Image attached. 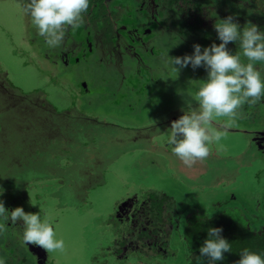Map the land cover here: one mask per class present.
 I'll list each match as a JSON object with an SVG mask.
<instances>
[{
	"label": "rangeland",
	"instance_id": "obj_1",
	"mask_svg": "<svg viewBox=\"0 0 264 264\" xmlns=\"http://www.w3.org/2000/svg\"><path fill=\"white\" fill-rule=\"evenodd\" d=\"M117 1L137 10L136 0ZM208 1L210 18L207 23L231 15L243 25L247 17H252L251 22L264 29V20H259L264 10V0ZM113 4L110 1V7ZM116 7L114 5L117 12L125 11L121 5ZM25 9L26 0H0V74H3L4 80L26 94L41 91L45 99L58 110L74 106L85 117H94L103 122L98 123L100 130L109 128L115 131L108 134L103 132L102 136L95 131L96 139L99 138L106 147V156L92 162L90 172L85 168L80 171V165L75 163H65L66 173L72 176L70 182L66 184L64 180L50 178L47 181L38 180L31 186L26 185L27 193L23 198L17 195L23 186L17 177L29 175L28 182L32 183L34 180L31 182L30 178L33 174L43 177L48 175L44 169L46 167L38 162L32 163L30 159L27 169L7 171L10 157L8 148H4L6 154L0 157V187L4 190L0 200L6 207L21 206L26 212L39 211L40 207L51 216L57 238L64 241L62 251L49 252L53 264H144L145 261L150 264H180L182 254L179 250L186 215L209 214L215 208L230 203L236 208L245 206L252 215L256 212L264 215V163L256 157L253 146H249L248 135L233 128L264 126V103L259 104L257 101L243 104L235 123L231 125L225 124L226 117L214 119L211 126L223 132L222 138L209 145L210 152L205 159H198L191 166H186L171 152V146L166 142L169 126L155 134L152 143H149L151 139H146L158 128L162 117L170 112H181L184 104L181 91L193 93L199 79L206 74L203 67L193 69L190 66L180 68L176 74L167 63L169 58L164 55L166 50L169 56H183L192 52L193 43L199 42L183 40L165 28L168 15L159 0H140V13H135V19L132 15L127 16L130 18L125 25L127 31L131 30L134 22H144L142 39L151 36L146 43L147 50L138 47L130 55L127 41L117 37L118 44L109 53L106 47L101 49L95 41L93 46L100 57L109 60L104 65L93 63L91 73L86 67L71 65V57H67V63L60 61L63 65L61 69L49 66H46L49 69H39L27 61V54L33 55V49L39 47L38 43L42 49H58L61 58L65 57L67 47H78V42L80 46L89 45L86 28L90 25L95 27L96 23L90 22L87 14L83 18L82 30L76 32L71 28L66 29L60 45L53 48L45 43L44 37L38 35L30 16L27 13L24 15ZM109 33L107 29L103 32L104 41L111 37ZM30 38L34 43L30 42ZM63 44L65 49L62 51ZM230 48V51L235 52L239 50V45ZM151 49L153 57L149 53ZM83 58L84 54L80 56V59ZM48 60L45 58L42 61L44 66L49 64ZM129 64H134L132 69H129ZM256 66L264 73V65L258 63ZM120 69L124 70L123 74H120ZM147 75L151 76L150 81H144L148 79ZM130 77L132 80L136 78L138 82L133 83ZM82 79H88L92 88L90 93H81L78 81ZM72 84L78 89L72 91L69 88ZM71 110L75 111L74 108ZM30 115L25 114V117L30 118ZM221 120H224L225 125L220 123ZM16 139V133L11 132L7 141L10 144L11 140ZM74 150L76 155L82 153L79 144L74 146ZM84 190L87 196L81 195ZM148 190L165 192L173 200L167 199H170L168 203L171 208L166 209L167 214L174 212L173 215L178 217L173 224H176L174 228L180 226V235L178 230H174L169 243L162 248L165 254H173V257L154 258V255H163L164 252H156L147 244L130 245L124 251L126 256L117 257L109 251L119 234L127 229L131 211ZM218 202L225 203L216 205ZM173 207H176L175 210ZM133 229L137 231L138 227L134 226ZM3 231H0V256L9 260V264H30L29 259L23 258L28 248L22 243L10 246L17 247V250L7 248V235ZM29 246L31 251L41 256L43 248L34 244Z\"/></svg>",
	"mask_w": 264,
	"mask_h": 264
},
{
	"label": "trees",
	"instance_id": "obj_2",
	"mask_svg": "<svg viewBox=\"0 0 264 264\" xmlns=\"http://www.w3.org/2000/svg\"><path fill=\"white\" fill-rule=\"evenodd\" d=\"M159 1L165 7V12L168 15L165 20L168 21L167 27H165L168 31L174 32L175 35H179L178 37L183 40L189 39L188 41L191 42L196 40L204 46L210 45L213 42L219 43L213 27V20L207 23L208 18H210L207 12L208 0ZM107 3H110V0H90L88 12L91 13L90 18L92 21H96L99 16L107 20L105 17H108ZM131 9L132 8H127L129 11ZM251 18L252 17H247V22H251ZM259 20H264V10L261 12ZM232 45L236 46V44L232 42L227 45L229 50ZM25 114L32 115H30V118H26ZM82 116V113L71 109L58 110L56 106L45 99L44 95L39 90L26 94L21 92L18 88L9 85V83L2 78V81H0V137L7 136L6 134L15 131H27V140L19 147L20 150L22 149L23 154H20L21 156H19L15 162L8 164L7 171L11 172L13 169L14 171H17V169L25 170L29 166L30 159H32V163L38 162L45 166L46 168L44 169L47 170L48 174L44 177L42 175L37 176L33 174L30 178V181L32 179L34 180L33 182L31 181L32 183L28 182L29 175L26 177H24L23 174L19 175L17 179L23 184L21 192L17 194L20 198L26 196V185L31 186V184L41 179L47 181V178L64 180L67 184L72 177L69 175L70 173H66L67 170L65 168L67 165H73L75 163L76 165H80V171L82 168H85L90 172V166L93 165L92 162L106 156V147L104 144L100 143L98 137V139H96L94 133L96 131L102 136L103 132H107L108 134V132L113 133L115 131L109 128L106 131L100 130L98 128V123L102 124L103 122H99L96 118L97 122H95L94 120H88V117L84 118ZM78 118L82 119L80 120ZM81 122L90 123V128L84 127ZM41 125L48 126L47 130L52 138L48 139L45 135L40 133L39 127ZM31 126L33 129H36V132L28 130V127L31 128ZM60 126L70 129L66 137L60 136ZM156 132H158V128ZM154 135L151 133L146 136L147 140L151 139L149 143L153 142L152 139ZM108 140L111 141V139ZM67 141H70L69 147L64 146ZM78 144L82 153L76 155L74 146ZM87 175L86 173V176ZM86 193L87 191L84 190L81 195L87 196ZM168 198L173 201L171 196L167 195L165 192L148 190L138 202V204L140 203L141 207L144 208V212L147 214L150 221L148 222L147 228H140L138 231H134L133 237L135 239H144V243L146 244L151 243L152 249L158 252H163L162 248L169 243L171 234L174 230H178V234L180 235V226L174 228L176 224H173V221L178 219L177 216L169 217L172 219L170 223L165 221L159 226L155 223V220H162V212H167V207L168 209L171 208L169 207L171 204L168 203L170 200H167ZM85 199L86 198H84V200ZM223 203L225 202H221V204ZM215 204L221 205L219 202ZM251 213L252 212L246 209L245 206L236 208L233 203H230L220 208H215V210L209 214L193 215L192 213L186 215L183 221L182 241L179 250L182 254L180 264H206V258L200 256L198 249L203 239L206 237L207 228L209 226L221 227V235L231 244L232 251L226 252L224 254L225 259L223 261H217V264H234V261L239 258V251L245 247L253 251L264 253V215L259 212H256L254 215ZM170 224L172 225V229L169 228ZM131 229L132 228L127 227L123 232H119V238L116 239L115 245L113 244V248H111L113 251L116 250L120 252V244L124 242L126 236L132 237ZM156 233L160 234V238H156V241L164 242V244H160L157 247L155 246V241H153ZM163 235L167 237L165 241H163ZM165 253L166 252H164L163 255H154V258L156 256L173 257V254L167 255ZM174 257H176L175 254ZM144 264L150 263L145 261Z\"/></svg>",
	"mask_w": 264,
	"mask_h": 264
},
{
	"label": "clouds",
	"instance_id": "obj_3",
	"mask_svg": "<svg viewBox=\"0 0 264 264\" xmlns=\"http://www.w3.org/2000/svg\"><path fill=\"white\" fill-rule=\"evenodd\" d=\"M89 2L26 0L25 10L38 35L54 48L62 42L66 29L83 23ZM213 27L219 43L203 47L193 43L192 52L183 56H169L167 50L164 53L176 74L180 68L188 66L203 67L206 73L193 93L181 91L182 114L172 120L168 128L166 142L186 166L205 159L210 152L209 145L221 140L223 132L211 126L214 119L226 117V125L234 124L243 104L264 98V73L256 66L264 65V29L250 21L241 25L231 15L217 18ZM230 42L238 44L239 50L230 51L227 47ZM3 191L0 187V194ZM39 209L35 212H26L21 206L9 209L0 200V231L9 223L19 225L18 236L25 245L34 244L47 252L62 251L64 241L57 238L51 216ZM221 232V227L207 228L198 249L200 256L206 258V264H217L225 259L226 252L232 251L230 242ZM0 264H6L3 256H0ZM234 264H264V253L242 248Z\"/></svg>",
	"mask_w": 264,
	"mask_h": 264
},
{
	"label": "flooded vegetation",
	"instance_id": "obj_4",
	"mask_svg": "<svg viewBox=\"0 0 264 264\" xmlns=\"http://www.w3.org/2000/svg\"><path fill=\"white\" fill-rule=\"evenodd\" d=\"M110 1H113L114 4L113 6L109 5V3H107V11H108V15H110L107 20H104L103 17L99 16V18L96 20V21H93L96 23L95 27L93 26H89L87 27V32H89V36H88V43L89 45H86V44H81L80 46V42H78L79 45H77L78 47H67V49H65L64 45L61 46L63 47L62 49L60 50H64L65 49V57H60V53L58 51V49H54V50H49V49H42L40 48L41 45L38 43L39 47L38 48H34L33 49V55H28V59L27 61H30L32 62L35 66H37V68L39 69H49L50 68H56L58 67L59 69H61L60 67H63L62 64H60V61L61 63H67V57H71V65H74V66H81L83 68L86 67V69L88 70V73H91L93 71V66L92 65L93 63H100L102 65H104V63H106V61H108L107 59H105V57H100V54L99 52L94 48V44L96 43L95 41H97V43H99L101 49L106 47V51H108L109 53H111V50L114 49L116 47V45L118 44V40L116 41L117 37L119 38H122L124 40L127 41V44H129V49H130V55L134 53V49H137L138 47L141 48L142 50H147L146 48V43H148V41H150V37L148 35V37L146 39H142V34H143V31L141 30L142 27L144 28V22H134V24H132V28L131 30L127 31V28H126V23L128 24V19L130 18H127V16L129 15H132V17L135 19V13L138 12V14L140 13L139 11H141L139 9V5H140V0H136L137 1V7L135 10V7H133L130 11L127 10V5L124 4V2H118L117 0H110ZM138 1H139V4H138ZM114 5H117V7H119L120 5L123 7L122 9H124L125 11L123 13L121 12H117L115 11L114 9ZM116 7V8H117ZM24 15L27 13V11L25 10L24 12ZM87 19L89 18L90 19V22H92L91 20V13L87 11ZM27 16H28V13H27ZM130 17V16H129ZM134 19L131 18L132 21H134ZM149 21V20H148ZM150 22V21H149ZM26 25L28 24V21H26L25 23ZM143 24V25H142ZM81 25V26H80ZM79 27L77 28H71L73 31L76 30V32L78 31H81L82 30V27L83 25L80 24ZM29 28V27H27ZM109 30L110 31V35L111 37L107 40V41H104L103 40V32L105 30ZM127 32H129V34H127ZM108 34V35H109ZM109 35V36H110ZM95 38V39H94ZM98 39V40H96ZM30 42L34 43L32 38L29 39ZM36 41V40H35ZM113 41H116V42H113ZM37 42V41H36ZM105 44V45H104ZM37 45V44H36ZM133 46V47H131ZM150 51V52H149ZM148 52L150 53V55L152 56V52H153V49L149 50ZM79 53H82V54H79ZM84 54V58L83 59H80V56L82 55L83 56ZM153 57V56H152ZM47 58L49 59L48 62L49 64L46 63V65L44 66L43 64V60ZM66 60V61H64ZM84 64V65H83ZM46 66H49L46 68ZM117 66H119V64H117ZM134 66V64H129V69H132ZM149 68V64L147 65ZM151 69V68H150ZM47 71H50V73L52 72V70H47ZM123 69H120V74H123ZM1 73V72H0ZM78 74V72H77ZM90 78V76H88ZM148 79L147 80H144V81H150V75H147ZM130 79L132 80V77H130ZM133 83L135 82H138L136 78H133ZM140 82V81H139ZM132 83V84H133ZM78 84H79V89L81 91L82 94L84 93H90L92 91V88H91V85L88 84V79H82L80 82L78 81ZM74 85H76L78 87L77 84L74 83ZM134 85V84H133ZM76 86H69V88L73 91V90H76L78 88H76ZM137 87V86H136ZM129 89V88H128ZM129 91V90H128ZM137 91V90H136ZM80 94V92H79ZM128 96V95H127ZM260 103H264V98H262L261 100H259V104ZM74 108L75 111H77L76 107H70L69 109H72ZM241 120V119H240ZM235 131H243V133L245 134H248V130H251L253 128L248 127V128H242V127H233ZM259 129H263L264 130V126H260L258 127ZM233 130V129H232ZM250 137H253L254 138V141L252 143V146H253V150H255L256 152V157H259L260 160L264 163V134L260 135V134H257V136H248V141L250 139ZM17 200H15V203H16ZM9 209L10 206H8ZM176 207H173V209L175 210ZM174 212H171V213H168L166 211L162 212V220L159 221V220H155V223H157L156 225H161L163 222H172V219L169 218L171 216H174L173 215ZM132 215L131 217L128 218V223H127V227L128 228H132V237H129V236H126V238L124 239V242L120 244V252H117L116 250L115 251H109V252H112L115 256L117 257H121V256H126L124 254V251L125 249L130 246V245H134V246H137L140 245V244H146L144 243V239H135L133 237V233H134V229L133 227H138V230L140 228L142 229H145L147 228L148 226V222L150 221V219H148V216L147 214L144 212V208L141 207V204L139 203L137 205V207L133 208V210L131 211V214ZM154 221V219H153ZM19 224V221L17 222ZM8 225V230L6 231V229L3 231L5 232L4 234L7 235L6 236V241L5 243L8 244H4V246L6 245L7 248H11V249H15L17 250V247H10L16 243L20 244L22 243L20 237L18 236V233L20 231L19 229V226L17 225H12V224H7ZM156 226V227H158ZM170 229H172V225L170 224L169 226ZM137 230V231H138ZM150 231V230H149ZM10 233H11V237H10ZM164 236V235H163ZM10 238V239H9ZM156 238H160V234L159 233H156L155 236H154V240L155 241V246L157 247L158 245H162L164 244V242H160V241H156ZM165 241L167 239L166 236H164L163 238ZM27 250L26 253L23 255V258L25 259H29L30 260V264H53V262L51 261V258L49 256V252H47L46 250L43 249V252L41 254V256L39 255H36L34 253V251H31L32 249H30V246L29 245H25L24 243H22ZM149 244L148 247L149 248H152V246L150 245L151 243H147ZM9 246V247H8ZM154 246V248L157 250V248ZM158 252V251H156ZM164 252V250H163ZM105 258L104 262L106 263V255L103 256ZM6 264H9V260H6ZM112 264H118V262L116 263H112Z\"/></svg>",
	"mask_w": 264,
	"mask_h": 264
},
{
	"label": "bare ground",
	"instance_id": "obj_5",
	"mask_svg": "<svg viewBox=\"0 0 264 264\" xmlns=\"http://www.w3.org/2000/svg\"><path fill=\"white\" fill-rule=\"evenodd\" d=\"M78 122V121H77ZM83 123V125H84V127H87V128H90V126H89V124L90 123H85V122H81V124ZM29 124V123H28ZM66 127V126H65ZM29 129V131H34V132H36V129H33L32 128V126H31V128L33 129H31L30 127H28ZM47 128H48V126L47 125H45V126H43V125H41L40 127H39V129H40V133H42L43 135H45L46 136V138H48V139H50V138H52V136L51 135H49L50 133H49V131L47 130ZM70 129H68V128H63L62 126H60V131H59V134L61 133V135L60 136H62V137H66V135H67V133H68V131H69ZM14 133H16V140L15 141H10V144H9V142L7 141L8 139H9V137L11 136V133H9V134H6L7 136H1L0 137V157H2L3 158V155H5L4 154V148H8V151H9V157H10V159L8 160V164H12L13 162H15V160H17V158L19 157V156H21L20 154H23V151H22V149L20 150V146H21V144H23L26 140H27V136H26V134H27V131H24V132H19V131H15ZM7 138V139H6ZM11 142H15V144H11ZM69 143H70V141H67L65 144H64V146L65 147H69ZM1 159V158H0ZM88 179V178H87Z\"/></svg>",
	"mask_w": 264,
	"mask_h": 264
},
{
	"label": "water",
	"instance_id": "obj_6",
	"mask_svg": "<svg viewBox=\"0 0 264 264\" xmlns=\"http://www.w3.org/2000/svg\"><path fill=\"white\" fill-rule=\"evenodd\" d=\"M3 76V74L1 75L0 74V81H2V77ZM182 114V112H179V111H177V112H170L168 115H166V116H164V117H162L161 119H160V121H159V126H158V130H160V131H158V132H163V130H165L166 129V127H170V122L172 121V120H174V119H176V118H178L180 115ZM85 116L86 115H83L82 117H84L85 118ZM78 119H82V118H78ZM79 120V121H80ZM88 120H94L95 122H97V120L94 118V117H88ZM220 123L221 124H223V125H225L224 124V120H221L220 121ZM156 130L157 129H155V132H153L152 134L154 135V134H157L158 132H156ZM257 134H260V135H262V134H264V130L263 129H259V128H253V129H251V130H248V136L250 135V136H257ZM150 139V138H149ZM253 141H254V138L253 137H250V139H249V146L250 147H252V143H253ZM170 154V153H169Z\"/></svg>",
	"mask_w": 264,
	"mask_h": 264
}]
</instances>
